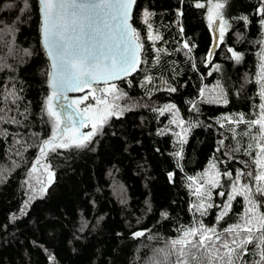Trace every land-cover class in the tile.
Here are the masks:
<instances>
[{"label": "trees", "instance_id": "trees-1", "mask_svg": "<svg viewBox=\"0 0 264 264\" xmlns=\"http://www.w3.org/2000/svg\"><path fill=\"white\" fill-rule=\"evenodd\" d=\"M218 2L223 7L214 9ZM148 16L162 33L164 52L148 38ZM262 20L264 0H138L133 25L142 46L140 70L114 83V92L87 87L72 98L86 95L73 105L82 111L91 104L103 109L94 99L102 96L117 115L85 146L49 145L41 154L52 136L46 101L53 92L40 5L0 0V264H176L181 246L171 242L187 229H216L219 247L235 235L224 229L253 215L241 194L224 209L237 172V187L253 191L252 235L260 237L264 196L255 188L264 184L255 175L264 140L259 125L249 122L259 119L264 104ZM214 23L223 33L216 47ZM152 76L175 91L150 93L142 84ZM53 106L61 112V101L55 98ZM201 203L205 208L198 210ZM222 211L227 215L219 218ZM258 243L234 256L235 264H257ZM185 252L179 258L189 264H225L212 248L189 245Z\"/></svg>", "mask_w": 264, "mask_h": 264}, {"label": "snow or ice", "instance_id": "snow-or-ice-1", "mask_svg": "<svg viewBox=\"0 0 264 264\" xmlns=\"http://www.w3.org/2000/svg\"><path fill=\"white\" fill-rule=\"evenodd\" d=\"M135 0H39L42 15L41 31L43 42L48 49V56L52 60L53 72L49 73L51 78L50 86L53 89L52 95L47 97L46 108L47 114L53 118L52 136L49 140H45L40 146L41 154L45 153L46 148L51 145L53 148H68L71 146L83 147L85 142L97 134L100 127L107 120L108 116L117 115L113 110L114 106L110 105L105 99L94 96L98 104L105 107L100 112L92 111L91 108L84 110H72L73 105L83 102L86 97L73 100L68 104H61L66 109L64 113L63 127H61V112L56 111L53 106V100L60 94L62 101L67 100L66 93L69 91H83L84 88L91 87L93 83L103 81L108 84L111 80L120 79L122 76L128 75L135 71L140 63L138 53L141 45L137 43L139 36L136 30L129 23L131 19V10ZM27 7V0H25ZM196 7L202 8L204 4L197 3ZM223 7L222 3L213 5L214 9ZM213 8L209 9V20H212ZM218 14V13H217ZM147 16L148 13H145ZM246 19V18H245ZM264 23V20H262ZM149 27H151L149 25ZM182 30V29H181ZM223 33L221 32V37ZM150 39L153 37L149 36ZM188 47L187 43L184 45ZM229 51H232L229 49ZM234 58L239 61V54L233 53ZM261 80L264 81V72L261 73ZM117 86L113 83L107 88H97L99 92H114ZM175 91V89H171ZM261 97L264 98V84H262ZM118 98V97H117ZM174 107V106H171ZM261 112L259 119L249 122L250 125H259L260 138L264 140V104L260 105ZM76 117H79L78 123L81 126H87V122L91 121V131L79 133L76 127ZM236 121L237 123L241 122ZM14 122V121H13ZM260 153L256 159L260 171L255 175V180L259 184H264V144L258 145ZM179 155V153H177ZM214 167V165H213ZM231 176V173H225ZM241 173L237 172L233 181L232 191L228 196V202L225 203L224 209L231 207L230 201L237 194L244 196L252 207L247 209L248 216L244 223L235 224L224 229V232L234 233L235 235L229 241L224 239L217 247L215 241L221 240V234L216 229L204 227L202 224L199 228L192 227L184 232L182 239L173 240V247L180 245L178 250V259L176 264H189L186 259H180L187 255L185 248L191 245L192 248H204L206 251L212 248L217 253L218 259L224 261L225 264H235L233 257H239L246 249L248 244H253L256 239L259 243L255 246L259 248L260 262H264V213L258 217L259 224L257 231L261 232L260 237L254 238L252 235L253 220L257 219L254 215L256 202L251 198L252 189L247 185L237 187ZM251 175V173H249ZM191 179V178H190ZM213 186L218 183L212 181ZM197 189V193H199ZM255 193L264 196V186H257ZM224 196V193H220ZM212 205H208L211 207ZM205 205L201 203L199 209H204ZM204 212H201L203 215ZM166 215V214H165ZM227 215V211H222L221 217ZM218 218V219H219ZM241 232L247 233L246 236L237 241ZM137 237L143 236V232L134 234ZM198 239L191 240L188 237H196ZM215 237V240H213ZM220 248L225 249L221 254ZM239 250V251H238ZM225 257L227 258L225 260ZM196 259L195 256L192 257ZM211 264V261H210Z\"/></svg>", "mask_w": 264, "mask_h": 264}, {"label": "rangeland", "instance_id": "rangeland-1", "mask_svg": "<svg viewBox=\"0 0 264 264\" xmlns=\"http://www.w3.org/2000/svg\"><path fill=\"white\" fill-rule=\"evenodd\" d=\"M215 25L213 26V30H214V33H215V40H216V43H215V47L218 45L219 43V40H220V33H221V29H220V26L218 23H214ZM149 25L151 27H149ZM146 28H147V34H148V38L151 34V36L153 37L152 39H150L153 43V45L155 46L157 52L159 51H162L164 52L166 49L164 48L163 45H158L160 41H162V33L161 31L159 30V28H156V26L153 25L152 23V17L151 16H148L147 17V20H146ZM142 86L146 87L149 89V92L150 93H153L157 90H161V89H166V90H170L171 87L169 86V84L167 82L164 81V79H162L161 77H147L144 81H143V84ZM86 97V95H84L82 98ZM102 98V96H101ZM76 108V107H75ZM91 110L92 111H95V112H100L102 109H99L97 108L96 105L94 104H91L90 106ZM76 127L78 128L79 130V133H86V131L88 129L91 128V121H88L87 122V126H83L82 129L79 128V124L78 122L76 123Z\"/></svg>", "mask_w": 264, "mask_h": 264}, {"label": "water", "instance_id": "water-1", "mask_svg": "<svg viewBox=\"0 0 264 264\" xmlns=\"http://www.w3.org/2000/svg\"><path fill=\"white\" fill-rule=\"evenodd\" d=\"M137 1H138V0H135V3H134L133 6H132V10H131V19L129 20V23L132 25V27H133L134 29H135V27H134V25H133V15H134V11H135V7H136V4H137ZM38 2H39V0H38ZM39 5H40V4H39ZM40 8H41V6H40ZM40 14H41V11H40ZM41 25H42V15H41ZM40 35H41V44H42L43 50H44V52H45V54H46V56H47V58H48V60H49V64H50V73H52V72H53V69H52V60H51V58L48 56V49L45 47L44 42H43V35H42V31H41V26H40ZM137 43H139V44L141 45V43H140L139 40L137 41ZM138 57H139V61H140V63L137 65L135 71L130 72V73H129L128 75H126V76H122L120 79L111 80V81L108 82V84H105L103 81H100L99 83H93V84L91 85L90 88H93V89L102 88V87H105L106 85L113 84V83H117V82H120V81H123V80H126V79L132 77L133 75H135V74L140 70L141 65H142V46H141V48H140V50H139ZM50 81H51V78H50V76H49V86H50ZM50 88H51V90H52V92H53V89H52L51 86H50ZM84 89H85V88H84ZM84 89H83V90H84ZM81 93H82V91H69V92H67V93H66V96H67V100H66V101H62V100L60 99V94L58 93V94H57V97H56V101H57V102L61 101V104H68V103H71L73 97L78 96V95H80ZM60 108H61V112H62V116H63V120H64V108H62L61 106H60ZM72 110H77V109L73 106V109H72ZM76 120H77V122H78V121H79V117H76ZM78 124H79V123H78ZM82 127H83V126H81V125L79 124V128L82 129Z\"/></svg>", "mask_w": 264, "mask_h": 264}]
</instances>
